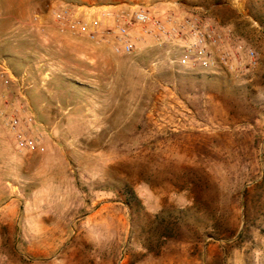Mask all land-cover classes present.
<instances>
[{"label": "rangeland", "instance_id": "rangeland-1", "mask_svg": "<svg viewBox=\"0 0 264 264\" xmlns=\"http://www.w3.org/2000/svg\"><path fill=\"white\" fill-rule=\"evenodd\" d=\"M59 1L0 0V264H264V0H174L243 48L215 72L22 26Z\"/></svg>", "mask_w": 264, "mask_h": 264}, {"label": "built area", "instance_id": "built-area-1", "mask_svg": "<svg viewBox=\"0 0 264 264\" xmlns=\"http://www.w3.org/2000/svg\"><path fill=\"white\" fill-rule=\"evenodd\" d=\"M48 18L61 34L86 38L96 45H107L119 56L136 54L139 46L148 39L161 47H178L179 54L171 63L193 70L215 72L221 68H233L238 64V55L243 49L241 46L234 51L223 49L215 54V45L222 38L214 28L204 27L200 19L180 17L172 12L160 14L138 5L92 7L83 12L71 6H52ZM41 22V16H36L34 26ZM249 56L256 64L255 52H250ZM0 68L2 75L9 72L5 63L0 64ZM34 124L32 117H14L10 121L9 126L16 135L20 151L45 152L40 140L32 135Z\"/></svg>", "mask_w": 264, "mask_h": 264}, {"label": "crops", "instance_id": "crops-1", "mask_svg": "<svg viewBox=\"0 0 264 264\" xmlns=\"http://www.w3.org/2000/svg\"><path fill=\"white\" fill-rule=\"evenodd\" d=\"M39 1L40 0H38V2ZM55 4L58 6H71L81 12L90 10L92 7H112L115 5L144 6L160 14L172 12V10L176 9V4L174 0H75L74 2L59 1L58 3ZM47 8L48 6H43L40 9L33 12L32 15L29 14L27 23L25 24L21 23L22 26H25L24 28L29 30V26L32 27L34 26L35 17L40 15L42 17V22L40 23V25L34 26V29L29 30L28 32L33 33V35L44 37L45 34L43 33H46L44 29L45 28L44 25L49 21ZM97 47L106 48L109 46L98 45Z\"/></svg>", "mask_w": 264, "mask_h": 264}, {"label": "trees", "instance_id": "trees-1", "mask_svg": "<svg viewBox=\"0 0 264 264\" xmlns=\"http://www.w3.org/2000/svg\"><path fill=\"white\" fill-rule=\"evenodd\" d=\"M248 192H249V191L246 192V196L248 195ZM130 197H131V198H132V197L134 198V194H130ZM134 199H135V198H134ZM129 204H130V203H129Z\"/></svg>", "mask_w": 264, "mask_h": 264}]
</instances>
